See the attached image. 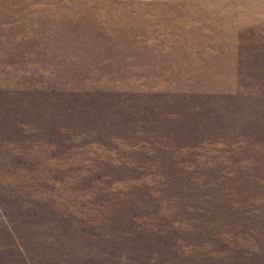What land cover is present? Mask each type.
<instances>
[{
	"label": "rangeland",
	"instance_id": "obj_1",
	"mask_svg": "<svg viewBox=\"0 0 264 264\" xmlns=\"http://www.w3.org/2000/svg\"><path fill=\"white\" fill-rule=\"evenodd\" d=\"M0 264H264V0H0Z\"/></svg>",
	"mask_w": 264,
	"mask_h": 264
}]
</instances>
